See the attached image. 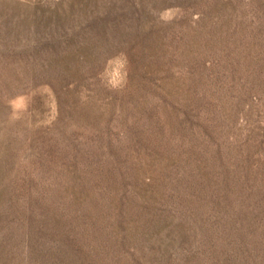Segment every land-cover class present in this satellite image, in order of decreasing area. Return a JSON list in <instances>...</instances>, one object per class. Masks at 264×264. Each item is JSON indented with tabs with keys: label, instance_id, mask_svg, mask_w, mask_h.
<instances>
[{
	"label": "rangeland",
	"instance_id": "374dc122",
	"mask_svg": "<svg viewBox=\"0 0 264 264\" xmlns=\"http://www.w3.org/2000/svg\"><path fill=\"white\" fill-rule=\"evenodd\" d=\"M0 264H264V0H0Z\"/></svg>",
	"mask_w": 264,
	"mask_h": 264
}]
</instances>
